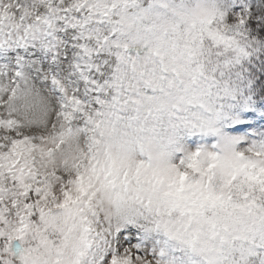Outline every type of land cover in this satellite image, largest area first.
Listing matches in <instances>:
<instances>
[{"label": "snow or ice", "instance_id": "snow-or-ice-1", "mask_svg": "<svg viewBox=\"0 0 264 264\" xmlns=\"http://www.w3.org/2000/svg\"><path fill=\"white\" fill-rule=\"evenodd\" d=\"M0 264H264V0H0Z\"/></svg>", "mask_w": 264, "mask_h": 264}]
</instances>
